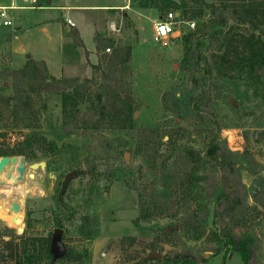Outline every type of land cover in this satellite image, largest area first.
I'll return each instance as SVG.
<instances>
[{"label":"rangeland","instance_id":"374dc122","mask_svg":"<svg viewBox=\"0 0 264 264\" xmlns=\"http://www.w3.org/2000/svg\"><path fill=\"white\" fill-rule=\"evenodd\" d=\"M131 1V7L136 8L137 0ZM202 2L210 3L211 0ZM193 7L197 8L188 2L186 10L189 11L187 17L195 25L208 18L205 8L202 18H193ZM166 10L173 11V8ZM166 10L156 9L154 13L141 9L128 16L111 12L98 34L104 46L102 50L96 47L97 62L90 67L74 66L72 71H77L79 76L57 73L59 76L55 78L60 80L78 78L83 82L95 79L96 86L92 90H100L109 110L117 113L110 127L99 133L81 128L72 136L64 135L60 128V96L45 89L38 79L26 89L30 111L23 116L25 121L22 124L17 123L19 117L15 119L11 114V107L17 102L11 101L9 107L5 104V98L14 95L15 79L13 76L4 78V75L23 68L24 64L12 67L8 64V51L1 53L0 151L6 152L9 159L21 157L25 160L26 170L21 179L26 191L22 202L16 196L0 202V210L11 201L21 203L19 226L0 219V264H15L28 237L48 238L51 245L56 229L62 230L63 252L52 264H135L137 258L148 253L167 256L187 251L204 258L207 255L204 261L195 264H242L238 254L227 253L222 248L211 219L212 205L207 222L202 227L194 226L188 232L179 230V227L172 231L171 226L174 227L179 215L176 218L169 215L177 213L176 209L166 211L167 216L160 211L164 208L165 199L159 197V192L168 184L159 175L164 169L177 174L178 179L173 180V186L186 183L192 190L187 198L179 197L185 208H193L197 195L203 196L209 188L204 171L199 170L197 175H192L190 170L194 163L185 156L187 151L193 150V156L203 157L210 126H198L195 120L182 121L166 110L163 103L167 94L180 97L192 88L186 75L180 71L183 56L180 39L167 46L152 39V20L163 17L168 12ZM46 13L38 11L36 15L39 17ZM90 14L101 18L102 13ZM84 44L88 50L94 49V41L88 37L87 31ZM127 49L130 52L128 56ZM56 66L57 63L52 62L50 70ZM210 88L208 100L199 109L204 112L206 120L211 118L214 129L220 128V139L239 162V179L247 193L242 210L221 227L258 238L256 257L259 264H264V182L260 187V180H257L264 175V99L246 91L240 81L215 78ZM127 113L132 114V123L127 122ZM25 125L29 129H25ZM30 130L54 141L58 147L65 144L70 148L55 156L37 150V159L34 160L12 155L18 149L21 135ZM166 133L172 134L174 153L169 151ZM161 136L164 138L160 139ZM105 138L111 143L110 148H117L119 154L110 153ZM146 141L150 148L158 145L157 151L147 152ZM124 152L129 154L128 162L123 158ZM33 163L44 164V167L30 169ZM10 166L11 163L4 167V174L10 172ZM71 171H76L78 176L61 192L64 179ZM125 179L134 181L138 190L128 187ZM33 189L35 194H32ZM141 193L144 202L153 205L157 211L149 221L136 224ZM58 196L61 201L57 205ZM168 199V204L174 200L172 196ZM158 205L162 208L159 209ZM163 228L170 229L169 236L162 234ZM127 238L134 239V242L123 250L122 241ZM2 239L12 242L11 251ZM37 264L50 263L43 257Z\"/></svg>","mask_w":264,"mask_h":264},{"label":"trees","instance_id":"16d2710c","mask_svg":"<svg viewBox=\"0 0 264 264\" xmlns=\"http://www.w3.org/2000/svg\"><path fill=\"white\" fill-rule=\"evenodd\" d=\"M188 2L197 6V8L191 9L193 18H202L204 8L208 12V18L205 21L196 24L193 30L186 31L180 38L183 48L180 71L186 75L192 88L180 97L167 94L163 103L166 110L182 121L195 120L198 126H210L203 157L200 159L193 156V150L187 151L185 156L194 163V168L190 170V173L197 175L199 170H203L205 180L209 181V188L203 196L197 195V202L193 208H185V205L182 206L179 201V197L187 198L192 190L186 183L173 186V180L178 179L177 174L164 169L159 175L168 184L159 192V197L165 199L162 204L164 208L162 205H158V208H162L160 211L165 216H167L166 211L176 209L177 213L169 215L171 218H176L179 215L174 227L171 226L172 231L174 232V229L179 227V230L188 232L194 226L202 227L207 222L209 207L212 205L211 219L216 226V233L220 237L222 248L227 253L238 254L242 264H259L256 257L258 238L244 232L236 233L229 229L227 231L226 228L221 227L222 223L242 210L247 193L239 179V162L220 139L218 132L220 128L214 129L212 127L214 122L209 117L206 120L203 116L204 112L199 107L208 100L210 85L215 78L240 81L245 85L246 91H251L256 98L264 99V0H211L210 3L202 2V0H137L135 7L158 10L173 8L176 14L188 18L189 11L186 10ZM40 3L41 0H37V4L40 5ZM17 31L18 29H12L10 26L0 25V43L9 41ZM96 40L97 49L102 50L103 40H100L98 35ZM105 42L109 43L110 40ZM106 47L109 49L108 46ZM126 54L127 56L130 54L129 49ZM92 67L96 69L95 66ZM4 76V78L13 76L15 79L14 95L5 98V104L9 107L11 101L17 102L11 107L12 116L15 119L19 117L17 123L22 124L25 121L23 116L28 115L30 111L31 106L26 89L33 80L37 79L43 83L45 89H50L51 93L60 96L62 114L60 128L66 136H72L81 128L99 133L104 128L110 127L114 116L116 117L117 113L109 110L101 91L92 90V87L96 86L94 78L86 79L83 82L78 78L60 80L47 72L43 62L34 60H28L23 68L6 72ZM123 107L121 106V108ZM131 118L132 114L127 113V122L132 123ZM174 121L176 120L174 119ZM24 127L29 129L26 125ZM164 135L167 137L166 143L169 145L170 153H174L172 151L175 149V144L172 141V134ZM21 138L22 140L17 144L18 149L13 151L12 155H23L27 160L37 159V150L45 155L51 153L55 156L64 154L66 149L70 148L65 144L58 147L54 141L46 140L44 136L33 130L24 136L21 135ZM104 140L109 145L110 153H114V155L120 153L117 148H110L109 140L106 138ZM146 146L147 152H155L159 148L158 145L150 148L148 141H146ZM7 156L6 152L0 151V157ZM188 171L186 175H188ZM257 180H260L259 186L263 187L264 175L259 176ZM131 181L125 179L126 185L137 189L134 181ZM142 196L141 193L142 202L136 224L141 221H149L157 211L153 205L144 202L145 199ZM171 196L174 200L168 204V200L171 199L168 197ZM60 201L61 197L58 196L56 198L57 205ZM58 224L60 225V222ZM162 234L170 235L167 228L162 229ZM3 242L11 251L12 242ZM133 242L132 238L124 239L121 245L122 249L132 245ZM19 253L21 260L18 258L15 264H37L43 257L52 264L56 259L48 238L42 237L25 239ZM148 254L137 258L138 261L135 264H150L151 262L156 264H195L205 260L203 256H195L188 251L162 256L161 260L147 259Z\"/></svg>","mask_w":264,"mask_h":264},{"label":"crops","instance_id":"0c3cea01","mask_svg":"<svg viewBox=\"0 0 264 264\" xmlns=\"http://www.w3.org/2000/svg\"><path fill=\"white\" fill-rule=\"evenodd\" d=\"M10 6L13 7L7 12L11 20L10 28L18 31L9 41L0 43L1 57V53L7 50L8 64L12 67L25 65L28 60L43 62L54 77L59 76L57 73L61 76H79L77 71H72L74 66L90 67V64L97 62L96 37L103 30L111 12L128 16L141 10L132 8L131 0H41L40 5L37 0H0V7ZM145 10L156 13L155 8ZM38 11L48 13L38 17ZM91 12H101V18ZM65 20L73 22L74 27L70 28ZM86 31L94 41L93 50L85 47ZM52 62H56L57 66L50 70Z\"/></svg>","mask_w":264,"mask_h":264},{"label":"built area","instance_id":"2783aa9c","mask_svg":"<svg viewBox=\"0 0 264 264\" xmlns=\"http://www.w3.org/2000/svg\"><path fill=\"white\" fill-rule=\"evenodd\" d=\"M11 9H13L12 6L0 7V25L1 26L11 25V20L7 14V12L10 11ZM65 23L70 28L74 27V23L71 22L70 20H65ZM152 23H153L152 24V39L154 42L162 46H167L172 41L176 39H180L181 36L186 31H191L195 27V23L193 20L185 18L184 16L179 15V14L178 16H176V13L174 11L166 12L163 17L156 19ZM108 50L109 49H106V51ZM232 135L233 137L235 136L234 133H232ZM10 203H7L6 206L9 207Z\"/></svg>","mask_w":264,"mask_h":264},{"label":"bare ground","instance_id":"6f19581e","mask_svg":"<svg viewBox=\"0 0 264 264\" xmlns=\"http://www.w3.org/2000/svg\"><path fill=\"white\" fill-rule=\"evenodd\" d=\"M11 162L8 176H5L4 173H0V186H2V189H0V202L2 200L3 202L7 201L8 198L14 196L18 197L21 200L20 202H22L23 194L26 191L25 183L21 179L24 174L19 170L21 166L20 158L17 157ZM8 208L7 206H3V209L0 210V219L7 223H12L15 226H19L21 223L20 214L18 212H9L7 210Z\"/></svg>","mask_w":264,"mask_h":264},{"label":"water","instance_id":"95a60500","mask_svg":"<svg viewBox=\"0 0 264 264\" xmlns=\"http://www.w3.org/2000/svg\"><path fill=\"white\" fill-rule=\"evenodd\" d=\"M176 16H178V13L176 14ZM136 116V113H134L133 117ZM128 157L129 154L128 152H124L123 154V158L126 162H128ZM17 157H14L12 159H9L8 157H2L0 158V173H3V169L6 165H8L9 163H12L11 161L16 159ZM20 161H21V166L19 168L21 173H25L26 170V162L23 158L19 157ZM38 166L44 167V164H37V163H33L30 165V169H35ZM9 173H5V176H8ZM78 176L76 171H71L69 174L66 175L64 182H63V187H62V191L66 190V187L68 185V183L73 180L74 178H76ZM30 177H32L30 175ZM32 194H35V189L32 190ZM9 212H19L21 211V206L19 204V202L17 201H13L10 203L9 208L7 209ZM170 229L168 228V231ZM61 229H56L54 231V235L52 238V242H51V249L55 255V258H58L59 256H61L63 249L61 246V241H60V234H61ZM207 257V255L205 256V258ZM147 259H155V260H161L162 259V255L161 254H157V253H150L146 256Z\"/></svg>","mask_w":264,"mask_h":264},{"label":"flooded vegetation","instance_id":"af4514ba","mask_svg":"<svg viewBox=\"0 0 264 264\" xmlns=\"http://www.w3.org/2000/svg\"><path fill=\"white\" fill-rule=\"evenodd\" d=\"M61 192H64V191L61 190Z\"/></svg>","mask_w":264,"mask_h":264}]
</instances>
